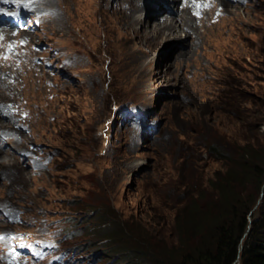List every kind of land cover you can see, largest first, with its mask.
I'll list each match as a JSON object with an SVG mask.
<instances>
[{
  "label": "rangeland",
  "instance_id": "1",
  "mask_svg": "<svg viewBox=\"0 0 264 264\" xmlns=\"http://www.w3.org/2000/svg\"><path fill=\"white\" fill-rule=\"evenodd\" d=\"M185 3L0 0V264H108L94 204L169 241L226 169L208 140L264 150V0H193L182 19ZM140 19L180 33L144 40ZM248 193L258 205L264 185Z\"/></svg>",
  "mask_w": 264,
  "mask_h": 264
},
{
  "label": "trees",
  "instance_id": "2",
  "mask_svg": "<svg viewBox=\"0 0 264 264\" xmlns=\"http://www.w3.org/2000/svg\"><path fill=\"white\" fill-rule=\"evenodd\" d=\"M225 84L224 97L238 101V82L230 78ZM234 111L246 119L248 111ZM232 146L228 155L211 140L205 143L226 169L217 171L206 198L196 191L177 208L169 241L147 234L134 217L118 220L103 204H94V221L85 232L103 246L100 256L108 264H264V197L257 205V198L248 193L252 184L264 185V150L252 142L233 140Z\"/></svg>",
  "mask_w": 264,
  "mask_h": 264
},
{
  "label": "bare ground",
  "instance_id": "3",
  "mask_svg": "<svg viewBox=\"0 0 264 264\" xmlns=\"http://www.w3.org/2000/svg\"><path fill=\"white\" fill-rule=\"evenodd\" d=\"M185 1H186L185 5L181 6V8L179 9V12H180L182 19L184 17L185 18L187 17V15L189 13V9H190L189 7L191 6L190 2L192 3L193 0H185ZM125 13H127V11H122V15ZM184 13H185V16H183ZM129 15L130 14L127 13L126 18H129ZM137 19L138 18L131 17V20L128 21V27L129 26L132 27L134 25L135 21H137ZM140 20H141V28L137 29L135 31V34L142 39H144V38L146 39L147 37H148L147 39L161 37V36H163L164 33H166L167 30H172V29H174L176 34L180 33V31L176 30L177 28H176V25L173 23V20H171L170 22L164 21V20H162V21H147L146 19H140ZM183 27L184 26H182V31H183ZM187 30H189V29H187ZM172 31H170V32H172ZM9 32H11V29L9 27H4V26L0 27V38L4 39L5 35L8 34ZM189 33H187V34H189ZM29 55H31V50H29ZM18 88H19V93H18L19 98L20 99L26 98L27 104L29 105V103H31V102L28 101V99H27V96H26V93L24 92V88H23L21 81H18ZM16 89H17V84L15 85L14 92Z\"/></svg>",
  "mask_w": 264,
  "mask_h": 264
}]
</instances>
